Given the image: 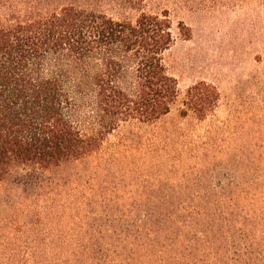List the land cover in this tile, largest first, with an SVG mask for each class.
<instances>
[{"label": "trees", "instance_id": "trees-1", "mask_svg": "<svg viewBox=\"0 0 264 264\" xmlns=\"http://www.w3.org/2000/svg\"><path fill=\"white\" fill-rule=\"evenodd\" d=\"M109 1L0 0V182L10 185L11 204L70 181L58 171L97 153L106 131L131 120L153 124L170 110L177 83L164 64L173 40L167 13L115 17L104 9ZM129 74L131 87L123 84ZM88 91L100 129L83 134L73 114L76 96ZM218 98L213 84L196 82L181 114L204 119ZM258 147L233 155L226 180L171 181L126 200L105 198L78 232L85 239H22L25 224L16 223L0 233V264H264ZM42 247L61 256L43 262Z\"/></svg>", "mask_w": 264, "mask_h": 264}, {"label": "rangeland", "instance_id": "rangeland-1", "mask_svg": "<svg viewBox=\"0 0 264 264\" xmlns=\"http://www.w3.org/2000/svg\"><path fill=\"white\" fill-rule=\"evenodd\" d=\"M140 2L139 8H130L127 2L110 0L104 9L133 19L140 9L167 13L173 40L164 64L177 83L169 112L153 124L131 120L106 131L97 153L58 171L70 181L35 199L20 196L11 204L6 197L10 185L0 182V224L7 225L1 234L9 235L11 227L24 223L22 239L37 232L48 240L58 236L59 242L85 239L78 232L107 197L126 200L171 181L226 180L232 173L231 158L241 149L248 152L256 145L264 153V0ZM199 81L219 92L217 105L204 119L191 110L181 114L187 90ZM133 82L131 74L123 79L128 87ZM80 97L73 119L83 134L96 133L95 93ZM44 249L37 254L43 262L61 256Z\"/></svg>", "mask_w": 264, "mask_h": 264}]
</instances>
